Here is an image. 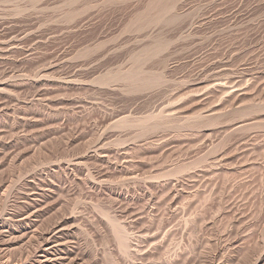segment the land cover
I'll list each match as a JSON object with an SVG mask.
<instances>
[{"label":"rangeland","instance_id":"374dc122","mask_svg":"<svg viewBox=\"0 0 264 264\" xmlns=\"http://www.w3.org/2000/svg\"><path fill=\"white\" fill-rule=\"evenodd\" d=\"M20 263L264 264V0H0Z\"/></svg>","mask_w":264,"mask_h":264},{"label":"bare ground","instance_id":"6f19581e","mask_svg":"<svg viewBox=\"0 0 264 264\" xmlns=\"http://www.w3.org/2000/svg\"><path fill=\"white\" fill-rule=\"evenodd\" d=\"M35 212V211H34ZM41 244V243H40ZM47 250H48V248H47ZM64 250V249H63ZM52 253V252H51ZM47 259V258H46ZM18 260V259H17ZM21 264V263H20Z\"/></svg>","mask_w":264,"mask_h":264}]
</instances>
